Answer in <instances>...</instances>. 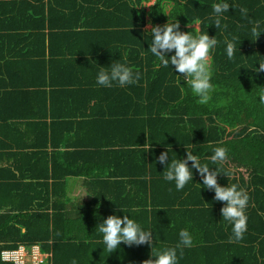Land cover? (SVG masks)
Returning a JSON list of instances; mask_svg holds the SVG:
<instances>
[{
    "label": "trees",
    "instance_id": "trees-1",
    "mask_svg": "<svg viewBox=\"0 0 264 264\" xmlns=\"http://www.w3.org/2000/svg\"><path fill=\"white\" fill-rule=\"evenodd\" d=\"M152 1L0 0V251L39 242L56 254L73 220L66 215L62 236L68 210L61 198L53 200L66 176L80 175L114 185V192L122 193L126 183L140 186H132L134 195L124 193L122 199L131 200L124 208L106 188L104 203L94 202L89 213L97 227L111 214L130 213L153 231L154 251L174 246L180 229L190 232L193 244L182 256L178 250V264H264V71L254 70L264 63V0H227L229 11L218 27L212 4L219 0ZM169 16L183 31L199 18L192 31L217 39L209 56L214 87L207 103H197L183 77L147 49L146 24L162 25ZM229 41L235 45L232 59L225 54ZM113 61L132 66L139 79L124 87L97 85V65ZM137 100L151 103L148 110L130 105ZM142 114L144 124L132 125ZM217 146L227 149L220 170L228 175L219 173L218 183H236L249 196L239 241L229 239L223 202L202 186L201 174L193 169V181L177 191L163 179L165 165L157 159L167 147L173 151L169 161L183 159L186 147L214 167L208 156ZM131 148L151 156L150 166L144 164L148 171L123 177L100 163L115 162ZM150 253L147 243L121 242L104 261L142 264Z\"/></svg>",
    "mask_w": 264,
    "mask_h": 264
},
{
    "label": "clouds",
    "instance_id": "clouds-1",
    "mask_svg": "<svg viewBox=\"0 0 264 264\" xmlns=\"http://www.w3.org/2000/svg\"><path fill=\"white\" fill-rule=\"evenodd\" d=\"M228 11L227 0H219L212 4V12L216 17L214 26H219L222 14ZM199 23V18H194L184 26L191 30L183 31L179 21L170 17V21L162 25H150L144 33V38L145 40L146 37L151 38L148 51L160 61L162 66L171 67L177 76L183 77L198 98L197 103L204 104L210 99V92L214 87L211 81L212 70L209 56L211 50L217 45V39L215 35L209 36L207 31L193 32L194 27L191 26ZM234 51V43L226 42L225 54L228 59H232ZM97 67L95 83L103 87H112L114 84L124 87L135 83L140 76L139 71L134 70L126 62L113 61L107 67L98 65ZM254 70L264 71V63H259V68ZM259 100L264 104V96H260ZM171 152H173L172 149L167 147V150L162 151L157 158L160 164L165 165L163 179L174 182L176 190L180 191L189 181H193V169H195L202 176V186L214 191V200L223 202L220 212L223 220L231 224L229 239L236 241L242 239L247 227L245 209L249 201L248 193L236 183H227L222 186L217 181L219 173L227 175L220 170V166L227 158V149L223 146L212 149L208 159L214 167H210L208 163H202L200 157L186 147V155L183 159L177 158L176 155L171 156L169 161ZM120 211L125 213L123 209ZM128 214L130 213H125L123 216L111 214L99 223L98 231L102 234L103 244L109 253L117 249L121 242L129 246L147 243L151 247V253L142 264H178V250L182 256L183 248L191 247L193 244L190 232L187 229H180L178 242L174 246H166L154 251L153 231L142 227L131 214L130 216ZM72 264H76L75 260Z\"/></svg>",
    "mask_w": 264,
    "mask_h": 264
},
{
    "label": "crops",
    "instance_id": "crops-1",
    "mask_svg": "<svg viewBox=\"0 0 264 264\" xmlns=\"http://www.w3.org/2000/svg\"><path fill=\"white\" fill-rule=\"evenodd\" d=\"M148 24L153 25L152 22H148ZM148 24H146V27ZM144 87L148 86L145 85ZM145 101L146 100L133 101L130 105L134 108H136L135 106H138L139 110L144 112L148 110L146 109V106L151 104L149 102L145 103ZM144 116L145 115L142 114V116L138 118L134 117L131 124L136 126L138 121L144 124ZM111 159H102V162L100 161V163H102L104 168H108L107 171L114 172L115 170L116 173L123 175V177H133L137 176V172L148 171L147 168L149 167L144 168V164L147 163V166H150L151 162V156L149 154L146 155L144 151L137 148L126 149L123 152H119V156L116 158L117 160L115 162L114 160L110 162ZM64 170L65 166H62L60 173H63ZM113 176L112 179H114ZM109 178H111V176ZM109 178L105 179L107 180ZM137 179H140L141 182L140 174ZM105 186V182L97 180L96 178L72 175L66 176L62 190L58 187L57 191L59 194L57 193L58 197L56 198V201L53 200V203H57L58 198H61L63 201V209L67 208L68 210L63 211V221L67 215L73 220V223L71 224L72 230L66 232V237L69 236V239H64L65 244L58 249L56 254L54 251H51V254L53 255L52 264H72L73 260H75L76 264H105L104 255L112 254V251L109 253L103 244L102 234L99 233L98 227L95 224L98 219L92 220L89 213L94 211V202L101 201L104 203L105 199L103 195H106V191H103L106 188H110L111 190L112 195H110V199L112 201H116V203H120L119 206L124 208L128 207L127 205H129L131 201L129 200L130 197L128 200L122 199L124 193L129 192L134 195L131 191L132 186L133 189H139L140 186L137 182H134L131 187H129V184L126 183V186L123 185L124 188L122 187L125 189L122 193L114 192V185L111 187ZM66 225L67 223L64 221L62 223V227H59L61 229L60 234L62 236L68 229ZM115 255L117 256V254ZM0 264L5 263L1 260Z\"/></svg>",
    "mask_w": 264,
    "mask_h": 264
},
{
    "label": "built area",
    "instance_id": "built-area-1",
    "mask_svg": "<svg viewBox=\"0 0 264 264\" xmlns=\"http://www.w3.org/2000/svg\"><path fill=\"white\" fill-rule=\"evenodd\" d=\"M1 259L11 264H47L51 251L43 250L39 242H19L15 247L1 249Z\"/></svg>",
    "mask_w": 264,
    "mask_h": 264
},
{
    "label": "rangeland",
    "instance_id": "rangeland-1",
    "mask_svg": "<svg viewBox=\"0 0 264 264\" xmlns=\"http://www.w3.org/2000/svg\"><path fill=\"white\" fill-rule=\"evenodd\" d=\"M150 25L148 24L147 27H149ZM96 172V171H95ZM97 173V172H96Z\"/></svg>",
    "mask_w": 264,
    "mask_h": 264
}]
</instances>
